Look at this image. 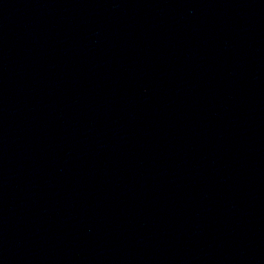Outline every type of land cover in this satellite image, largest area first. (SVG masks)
I'll use <instances>...</instances> for the list:
<instances>
[{"label":"water","instance_id":"1","mask_svg":"<svg viewBox=\"0 0 264 264\" xmlns=\"http://www.w3.org/2000/svg\"><path fill=\"white\" fill-rule=\"evenodd\" d=\"M0 264H264V0H0Z\"/></svg>","mask_w":264,"mask_h":264}]
</instances>
